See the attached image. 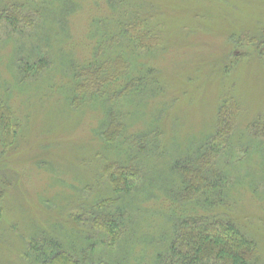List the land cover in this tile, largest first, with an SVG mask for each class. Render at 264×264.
<instances>
[{
  "label": "rangeland",
  "instance_id": "rangeland-1",
  "mask_svg": "<svg viewBox=\"0 0 264 264\" xmlns=\"http://www.w3.org/2000/svg\"><path fill=\"white\" fill-rule=\"evenodd\" d=\"M16 4L12 28L2 17ZM135 17L145 47L125 30ZM225 97L238 112L213 160L228 204L216 211L264 264V0H0V98L18 132L0 151V264H38L32 244L53 242L80 264H156L179 211L171 165L217 139ZM115 170L126 196L109 191ZM110 219L116 239L101 227Z\"/></svg>",
  "mask_w": 264,
  "mask_h": 264
},
{
  "label": "trees",
  "instance_id": "trees-1",
  "mask_svg": "<svg viewBox=\"0 0 264 264\" xmlns=\"http://www.w3.org/2000/svg\"><path fill=\"white\" fill-rule=\"evenodd\" d=\"M16 8L20 9L17 4L13 5L10 7L7 16L3 13L2 17L6 21L8 20L12 28L13 25L15 26L17 20ZM135 19L129 26L125 27V30L127 28L130 29H127V32L132 35L135 43L138 42L137 47H145L148 40L152 38V34L147 36L146 33L149 30L142 27L138 28V17H135ZM133 27L135 28L133 29ZM124 33L126 32L124 31ZM152 43L150 42L151 46L155 44ZM116 79L117 74H114L113 80ZM102 80L100 78L96 83H99V85L104 84ZM132 85L136 87V84L133 83ZM84 87L87 86H82L78 89ZM131 87L126 86L122 89V92H126L129 89L133 90L134 87ZM148 93L150 95L146 96L147 102L153 100L157 92L151 91ZM237 112L238 105L233 97H225L221 102L218 113V127L215 132L217 139L214 136L212 143H210L211 141L209 142V149L206 151L203 152L202 149L204 147H201L194 154L185 155L184 153L186 157H183V155L179 156V158L177 157L171 165V171L176 172L179 178L177 183L174 182L176 188L173 185L171 186V191L174 192L176 199L171 201L169 205L171 208L178 206L179 211H177L178 214L176 215V225L175 221L173 224L171 223L170 243L164 247L166 250L163 256L161 254L157 255L156 264H204L207 260H213L215 263L219 262V264H253V261L256 259L257 247L249 235H247L248 233L242 231V228L234 218L232 219L231 214L230 220H227L223 219V217L226 218L225 214L216 211L218 207L219 209L222 208L221 202L227 204L224 194L226 184H224L225 177L213 165V160H217L218 158L217 148L223 138L231 135L234 128H236ZM14 119L11 110L0 98V151L3 154L14 146L18 133L16 132L17 124ZM119 128V123L113 119L111 125L107 127V130H109L106 133L107 140H113V137L116 138L118 134H113L118 133ZM213 141L216 144L219 143L216 149L213 147ZM198 161L205 163L206 168L201 169L198 167ZM175 162L179 163L176 164ZM110 175L108 176V187L111 193L118 192L125 194L129 191L128 178L123 170H115ZM7 184L5 179L0 177V219L4 213L3 198L5 197V187ZM231 196L230 191V199ZM102 200L106 201L100 205L108 202V199ZM190 206H194V209L192 207L189 208ZM204 208L207 209L205 210L207 213L199 214L198 212L204 210ZM117 210L120 209L117 208ZM120 215L122 216V213ZM106 222L107 224L103 225L101 221V227L115 237V239L118 238V228L120 229L121 222H119L120 225H117L111 219ZM71 234L72 231L69 235ZM53 243L55 247L46 250V252L40 251L41 248H38L36 243V248L32 244V248L35 250L33 255L39 257L38 264H80L79 260L75 258V253L66 250L64 247V249L61 246L58 247L56 242ZM86 244L89 247L92 245L89 239ZM162 257L164 258L162 259Z\"/></svg>",
  "mask_w": 264,
  "mask_h": 264
}]
</instances>
